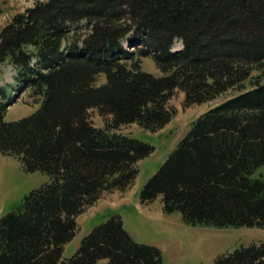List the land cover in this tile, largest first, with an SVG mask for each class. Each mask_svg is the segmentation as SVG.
I'll list each match as a JSON object with an SVG mask.
<instances>
[{"label":"trees","instance_id":"16d2710c","mask_svg":"<svg viewBox=\"0 0 264 264\" xmlns=\"http://www.w3.org/2000/svg\"><path fill=\"white\" fill-rule=\"evenodd\" d=\"M150 57L163 76L142 70ZM6 63L16 90L41 105L7 122L14 100L0 84V155L50 181L0 217V264H165L115 214L99 217L71 258L64 252L84 210L130 188L155 151L121 128L164 129L176 90L186 107L239 94L192 123L141 203L161 196L164 212L191 226L264 229V180L255 177L264 167V0H37L0 32V68ZM100 76L106 83L97 86ZM214 264H264V243Z\"/></svg>","mask_w":264,"mask_h":264},{"label":"rangeland","instance_id":"374dc122","mask_svg":"<svg viewBox=\"0 0 264 264\" xmlns=\"http://www.w3.org/2000/svg\"><path fill=\"white\" fill-rule=\"evenodd\" d=\"M36 3L37 0H0V32L14 16L25 13ZM181 49L182 43L176 42L174 51ZM141 66L147 73L163 76L151 57L142 59ZM16 76L17 71L10 63L1 66L0 84L7 88L9 99L14 100L5 115L7 122L29 117L41 105V100L31 96V91L16 90ZM105 83V77L100 76L96 85ZM238 94L234 89L211 102L186 107L185 94L176 90L168 102L175 116L164 129L151 133L138 124L122 127L121 133L150 143L155 151L139 163L140 173L130 188L104 193L99 201L87 207L77 218L78 230L73 241L66 245L64 258H71L76 253L82 239L104 214L121 216L132 239L138 244L160 249L165 264H214L218 257L237 248L264 243V229L191 226L184 223L180 213L166 214L161 196L146 204H142L139 197L145 183L167 160L192 123L209 109ZM90 116L97 127L105 126V119L97 110H92ZM255 177L264 180V167L256 171ZM49 181L50 178L41 172L27 173L17 158L0 155V217L13 212L29 193ZM100 264L107 263L103 261Z\"/></svg>","mask_w":264,"mask_h":264}]
</instances>
